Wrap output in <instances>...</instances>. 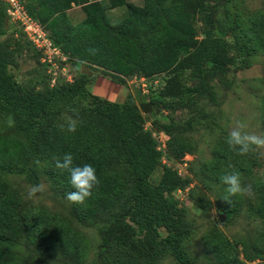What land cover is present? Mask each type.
I'll list each match as a JSON object with an SVG mask.
<instances>
[{
  "label": "rangeland",
  "instance_id": "obj_1",
  "mask_svg": "<svg viewBox=\"0 0 264 264\" xmlns=\"http://www.w3.org/2000/svg\"><path fill=\"white\" fill-rule=\"evenodd\" d=\"M24 2L29 8L33 7L34 0ZM126 3L135 5L125 1L113 10L105 9L109 23H119L127 16ZM194 3L203 4L212 12L213 32L232 44L234 62L224 72L205 78L197 91L188 90L195 82L188 70L181 71L183 92L180 98L163 93L167 73L145 77L142 81L137 75L135 79L134 76L122 78L115 72L79 61L67 60L50 67L41 61L39 53L14 28L8 16L4 18L5 32L0 35V49L9 55V70L15 81L28 91L41 93L53 84L72 81L82 73L83 66L92 72L90 89L96 88L95 94L101 97L122 103L129 94L138 106L151 98L162 99L152 104L150 112L139 108L143 127L152 131L161 151L159 165L149 180L157 184L165 167L176 170L186 179L184 187L168 193V197L184 209L190 223V234L183 243L186 254L193 264H264V256L254 257L256 249L264 242V150L240 156L226 144V137L237 121L246 123L250 132L264 134V38L251 36L256 19L264 17V0H194ZM65 13L69 23L74 25L85 18L81 6H72ZM35 16L48 24L45 14L37 11ZM193 23L199 31L196 15ZM126 62L128 59H123V63ZM88 101L78 99L77 106L84 107ZM70 116V111L65 110L52 122L62 123ZM162 123L174 126L172 134L156 131L151 126L158 127ZM47 125L43 124V128ZM171 135L175 138L167 152ZM161 140H165V148ZM27 150L22 134L0 110V212L11 208L15 216L6 221L5 238L0 242L3 264H115L116 257L128 256L119 248L101 253L104 229L117 209L92 216L99 209L94 203H70L51 182L50 168L44 161L37 164L36 179L31 180L27 168L25 172L20 170ZM171 151L176 156L170 157ZM229 153L238 166L221 164V159ZM114 170L123 175L126 194H130L132 185L126 169L116 166ZM232 171L240 174L245 187L250 186L251 194L234 197L229 205L222 200L225 185L220 178ZM41 182L47 186L46 191L38 194V199H29V187ZM228 206L232 208L227 209ZM123 213L121 210L120 214ZM47 219L63 224V230H56L49 240L55 247L45 240L43 225L39 224ZM159 232L161 237L166 235L164 228H159ZM66 233L73 242L68 238L62 240ZM143 235L144 231L137 228L136 237ZM155 264L177 262L165 252Z\"/></svg>",
  "mask_w": 264,
  "mask_h": 264
},
{
  "label": "trees",
  "instance_id": "obj_2",
  "mask_svg": "<svg viewBox=\"0 0 264 264\" xmlns=\"http://www.w3.org/2000/svg\"><path fill=\"white\" fill-rule=\"evenodd\" d=\"M124 2L109 0V7ZM24 4L29 14L59 43L67 60L94 64L122 78L136 75L147 78L167 73L163 92L167 96L181 97V71L188 70L195 82L188 90L197 91L205 78L215 72H224L234 62L232 44L213 32L212 12L203 4H195L194 0H143L142 7L126 3L127 16L116 24L107 21L106 8L98 1L34 0L31 8ZM73 5L81 6L85 13L84 20L75 25L69 23L65 13ZM37 11L45 14L48 24L35 16ZM195 15L200 22L199 31L193 23ZM6 16L5 6L0 1V35L5 32ZM252 29L251 36L264 38V17L257 18ZM123 59L128 62L124 64ZM9 64V55L0 49V110L11 118L28 147L20 170L25 172L27 168L28 177L35 180L34 170L44 161L50 168L51 182L66 196L74 189L69 183V174H62L55 168L54 157L62 158L71 153L74 165L91 164L96 169L100 183L85 201L99 207L92 216L120 210L112 212V221L104 229L102 254L119 248L128 256L116 257L115 264H155L169 252L177 264H193L183 248L190 234V223L184 209L168 197V193L184 187L186 179L176 170L165 167L158 183L150 182V175L159 165L161 151L157 149L152 131L143 127L142 114L131 95L120 103L94 94L87 87L91 78L86 73H80L72 81L53 84L41 93L28 91L15 81ZM78 99H88V105L78 107ZM161 101L149 100L151 104ZM65 110L79 121L75 133L61 131L58 127L61 123L52 122ZM45 123L48 125L43 128ZM151 126L167 134H172L174 129L168 123ZM173 138L171 135L167 141V152ZM168 154L176 156L174 151ZM230 155L223 157L221 164L238 166ZM116 166L126 169L132 185L130 194H126L125 178L114 170ZM7 211L0 212V242L5 238L6 221L10 216L15 218L11 208ZM39 224L43 225L47 241L53 239L56 230H63L62 222L50 219ZM137 228L144 231L143 237H136ZM159 228L165 229L164 237ZM64 236L63 241L68 238L73 242L69 233ZM54 238L59 240V237ZM48 243L56 246L52 241ZM261 256H264V242L254 255ZM3 263L4 260H0V264Z\"/></svg>",
  "mask_w": 264,
  "mask_h": 264
},
{
  "label": "clouds",
  "instance_id": "obj_3",
  "mask_svg": "<svg viewBox=\"0 0 264 264\" xmlns=\"http://www.w3.org/2000/svg\"><path fill=\"white\" fill-rule=\"evenodd\" d=\"M79 121L73 117H67L65 122L58 125L61 131L75 133ZM248 126L242 121H237L226 137V144L229 150L240 156H245L251 152L264 150V134H258L247 130ZM264 154V153H262ZM55 168L62 174H69V183L73 191L67 193L66 199L73 204H84L92 196L93 189L100 183L96 169L91 164L82 166L74 165L73 155L66 153L62 158H56ZM221 182L225 185V195L222 200L231 205L234 197L250 195V186L245 187L241 182L238 172H226L221 176ZM46 185L41 182L31 185L27 191L29 199H38V194L46 191Z\"/></svg>",
  "mask_w": 264,
  "mask_h": 264
},
{
  "label": "built area",
  "instance_id": "obj_4",
  "mask_svg": "<svg viewBox=\"0 0 264 264\" xmlns=\"http://www.w3.org/2000/svg\"><path fill=\"white\" fill-rule=\"evenodd\" d=\"M0 1L5 6L6 15L14 24V28L20 30L35 49L41 53L40 59L43 63L50 67L66 63L67 56L55 44V41L49 36L48 31L40 21L29 14L23 0ZM133 78L135 79V76ZM140 80L144 81L145 77L141 76ZM144 85L142 84V86ZM161 143L163 148H165V140H161ZM157 148L160 149L158 146Z\"/></svg>",
  "mask_w": 264,
  "mask_h": 264
},
{
  "label": "crops",
  "instance_id": "obj_5",
  "mask_svg": "<svg viewBox=\"0 0 264 264\" xmlns=\"http://www.w3.org/2000/svg\"><path fill=\"white\" fill-rule=\"evenodd\" d=\"M90 1H98V2H100L106 9H108V10H113V9H115L116 7H109V0H90ZM125 1H127V2H129V3H133V4H135L136 6H141L142 4H143V0H125ZM76 6L75 5H73V8H75ZM72 10V9H71ZM94 78V77H93ZM90 82L87 84V87H88V89L92 92V93H94L95 94V90H96V88L94 89V88H92V89H90ZM92 87V86H91ZM98 95V94H97Z\"/></svg>",
  "mask_w": 264,
  "mask_h": 264
},
{
  "label": "water",
  "instance_id": "obj_6",
  "mask_svg": "<svg viewBox=\"0 0 264 264\" xmlns=\"http://www.w3.org/2000/svg\"><path fill=\"white\" fill-rule=\"evenodd\" d=\"M55 44L59 46V43L55 41ZM82 73H86L88 77L91 76L92 72L91 71H86V68L81 66ZM153 105L150 102H143L139 104V108L144 111V112H150L153 109ZM155 111L158 112V109L155 108Z\"/></svg>",
  "mask_w": 264,
  "mask_h": 264
}]
</instances>
